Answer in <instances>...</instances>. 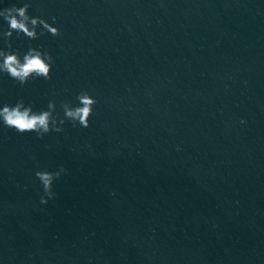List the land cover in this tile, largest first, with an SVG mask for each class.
Masks as SVG:
<instances>
[{"label": "clouds", "instance_id": "clouds-1", "mask_svg": "<svg viewBox=\"0 0 264 264\" xmlns=\"http://www.w3.org/2000/svg\"><path fill=\"white\" fill-rule=\"evenodd\" d=\"M30 7V2H25L21 7L13 5L0 9V18L8 24V30L0 32V36L5 38L7 45V50L0 49V73H6L21 86L29 80L38 78L50 80L54 61L51 54L37 48L29 47L22 56L18 50L13 51L10 42L13 33L17 36L22 33L30 40L38 39L45 32L52 36L61 35L60 30L45 19L38 16L31 17L28 14ZM53 21H55L54 17ZM38 28H41V31L38 32ZM76 99L78 101L76 106L61 102L60 107L63 110V117H61L56 112L55 101H49L46 110L36 111L32 104H26L21 98L14 105L4 104L0 107V123L20 134L35 133L39 139H43L50 132L62 131L61 125L66 121H70L74 127L79 125L82 128H88L90 118L94 114V107L99 101L89 91L83 89L77 94ZM66 171L61 166L57 171L43 169L35 172L44 192L41 196V203L46 204L49 199L55 198L54 181Z\"/></svg>", "mask_w": 264, "mask_h": 264}]
</instances>
